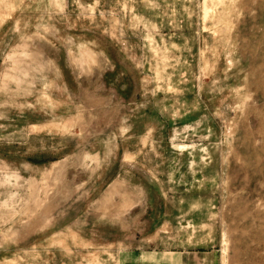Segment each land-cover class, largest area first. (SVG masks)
I'll list each match as a JSON object with an SVG mask.
<instances>
[{
    "label": "rangeland",
    "instance_id": "1",
    "mask_svg": "<svg viewBox=\"0 0 264 264\" xmlns=\"http://www.w3.org/2000/svg\"><path fill=\"white\" fill-rule=\"evenodd\" d=\"M0 264H264V0H0Z\"/></svg>",
    "mask_w": 264,
    "mask_h": 264
}]
</instances>
